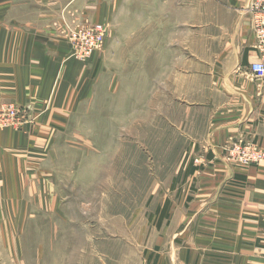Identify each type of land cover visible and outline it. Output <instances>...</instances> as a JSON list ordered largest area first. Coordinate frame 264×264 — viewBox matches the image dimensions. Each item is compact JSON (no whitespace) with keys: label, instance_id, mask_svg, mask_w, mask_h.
I'll list each match as a JSON object with an SVG mask.
<instances>
[{"label":"crops","instance_id":"crops-1","mask_svg":"<svg viewBox=\"0 0 264 264\" xmlns=\"http://www.w3.org/2000/svg\"><path fill=\"white\" fill-rule=\"evenodd\" d=\"M96 1L0 0V107L25 105L31 117L0 127V216L62 212L54 193L58 138L86 100L87 75L101 53L73 56L57 18L66 11L72 25L104 22V2L90 7ZM204 1V18L193 19L198 0H159L169 28L183 32L177 25L188 24L204 42L200 52L189 47L200 62L183 76L190 79L187 108L205 113L201 124L187 120L198 127L190 152L204 154L206 163L186 177L190 199L165 222L172 251L156 264H264V160L241 167L223 154L227 141L242 137L264 150V80L249 69L256 59L249 0Z\"/></svg>","mask_w":264,"mask_h":264},{"label":"rangeland","instance_id":"rangeland-1","mask_svg":"<svg viewBox=\"0 0 264 264\" xmlns=\"http://www.w3.org/2000/svg\"><path fill=\"white\" fill-rule=\"evenodd\" d=\"M102 2L107 36L87 75L86 100L58 138L54 193L62 212L0 216V264H156L172 251L165 222L193 189L182 173L191 162L206 163L204 154L190 152L198 127L187 120L201 124L205 113L187 108L190 79L183 76L200 62L189 47L200 52L204 42L188 24L177 25L183 32L169 28L159 0ZM198 4L193 19L204 18L205 1ZM62 13L57 23L73 54L70 33L92 21L72 25ZM181 13L184 19L189 9ZM165 199L171 203L160 228Z\"/></svg>","mask_w":264,"mask_h":264},{"label":"built area","instance_id":"built-area-1","mask_svg":"<svg viewBox=\"0 0 264 264\" xmlns=\"http://www.w3.org/2000/svg\"><path fill=\"white\" fill-rule=\"evenodd\" d=\"M251 30L254 38L253 48L256 59L249 62V69L256 77L264 80V0H249ZM105 22H93L76 28L70 33L73 54L80 60H86L101 50L107 36ZM27 110L12 103L0 107V127L30 122ZM225 146L230 161L241 167L256 165L264 160V150L252 139L230 140Z\"/></svg>","mask_w":264,"mask_h":264},{"label":"trees","instance_id":"trees-1","mask_svg":"<svg viewBox=\"0 0 264 264\" xmlns=\"http://www.w3.org/2000/svg\"><path fill=\"white\" fill-rule=\"evenodd\" d=\"M192 163V162H191ZM191 163L187 164L182 175L184 178H186L190 173H192L193 171H195L196 169H199L200 166H194L192 165ZM174 187V182L172 183L171 185V189ZM190 199V196L187 197V200ZM170 200L169 199H165L164 200V203L162 204V206L160 208H158L157 210V220L155 222V225L157 227H160L163 220L168 218V211H169V208H170Z\"/></svg>","mask_w":264,"mask_h":264}]
</instances>
